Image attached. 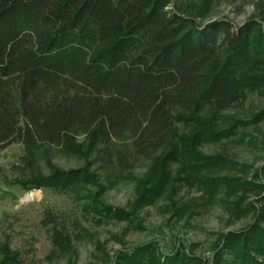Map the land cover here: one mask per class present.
Segmentation results:
<instances>
[{"label": "trees", "instance_id": "16d2710c", "mask_svg": "<svg viewBox=\"0 0 264 264\" xmlns=\"http://www.w3.org/2000/svg\"><path fill=\"white\" fill-rule=\"evenodd\" d=\"M215 1L184 9L171 8V0H0V153L21 143L80 154L74 138L84 136L86 151L109 162L112 145L127 139L133 161H152L138 203L177 185L199 189L207 202L222 196L253 220L222 235L212 264H264V164L238 169L241 176H213L236 165L200 151L236 135V127L215 129L221 111L247 92L264 95V0L237 27L203 22ZM262 120L264 110L252 122ZM89 178L56 170L19 184L66 192ZM52 237L66 251L68 239L58 231ZM8 261L17 263L15 255ZM111 264L203 260L153 242L118 251Z\"/></svg>", "mask_w": 264, "mask_h": 264}, {"label": "rangeland", "instance_id": "374dc122", "mask_svg": "<svg viewBox=\"0 0 264 264\" xmlns=\"http://www.w3.org/2000/svg\"><path fill=\"white\" fill-rule=\"evenodd\" d=\"M203 1L171 0L170 7L198 8ZM259 1H215L203 22L226 19L237 27L256 16ZM263 110L264 95L255 91L220 112L215 129L236 127V135L203 144L200 151L225 156L236 166L213 176H241L238 169L252 171L264 164V120L252 122ZM74 144L82 145V153L62 146L32 149L21 143L0 153V264H13L8 261L13 255L16 264H111L118 251L153 242L166 253L181 246L203 264H212L222 235L252 223L253 214L233 212L222 196L207 202L195 187L177 185L153 202L138 203L141 190L148 187L152 161H133L127 139L112 145L109 162L86 151L84 136L75 137ZM56 170H83L89 182L66 192L19 184ZM171 172L178 177V166L173 164ZM254 199L250 196L247 202ZM57 231L68 239L66 251L53 245Z\"/></svg>", "mask_w": 264, "mask_h": 264}]
</instances>
